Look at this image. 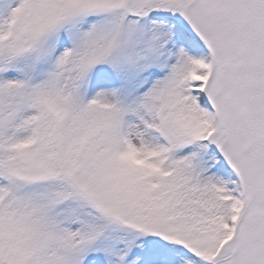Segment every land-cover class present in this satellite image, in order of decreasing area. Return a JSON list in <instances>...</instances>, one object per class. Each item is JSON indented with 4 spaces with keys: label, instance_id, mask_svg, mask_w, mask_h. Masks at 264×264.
<instances>
[{
    "label": "snow or ice",
    "instance_id": "6c2138e0",
    "mask_svg": "<svg viewBox=\"0 0 264 264\" xmlns=\"http://www.w3.org/2000/svg\"><path fill=\"white\" fill-rule=\"evenodd\" d=\"M0 264H264V0H0Z\"/></svg>",
    "mask_w": 264,
    "mask_h": 264
}]
</instances>
